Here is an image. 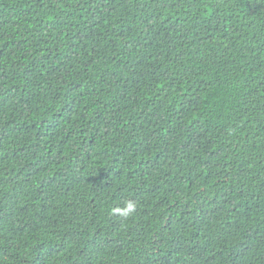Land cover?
Returning <instances> with one entry per match:
<instances>
[{
	"label": "trees",
	"instance_id": "obj_1",
	"mask_svg": "<svg viewBox=\"0 0 264 264\" xmlns=\"http://www.w3.org/2000/svg\"><path fill=\"white\" fill-rule=\"evenodd\" d=\"M0 264H264V0H0Z\"/></svg>",
	"mask_w": 264,
	"mask_h": 264
},
{
	"label": "clouds",
	"instance_id": "obj_2",
	"mask_svg": "<svg viewBox=\"0 0 264 264\" xmlns=\"http://www.w3.org/2000/svg\"><path fill=\"white\" fill-rule=\"evenodd\" d=\"M137 209V204L134 201H126L123 207H116L112 209L113 215L127 218L132 216Z\"/></svg>",
	"mask_w": 264,
	"mask_h": 264
}]
</instances>
